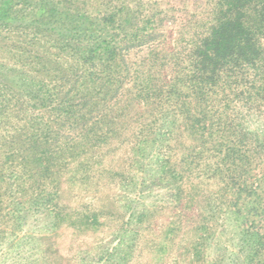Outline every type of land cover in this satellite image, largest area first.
Here are the masks:
<instances>
[{
	"label": "rangeland",
	"instance_id": "374dc122",
	"mask_svg": "<svg viewBox=\"0 0 264 264\" xmlns=\"http://www.w3.org/2000/svg\"><path fill=\"white\" fill-rule=\"evenodd\" d=\"M218 1L0 0V264H264V95L168 108L142 75L184 63ZM85 10L116 21L62 40ZM108 33L121 54L90 78L79 52Z\"/></svg>",
	"mask_w": 264,
	"mask_h": 264
},
{
	"label": "trees",
	"instance_id": "16d2710c",
	"mask_svg": "<svg viewBox=\"0 0 264 264\" xmlns=\"http://www.w3.org/2000/svg\"><path fill=\"white\" fill-rule=\"evenodd\" d=\"M214 9L213 17L206 29L203 32H200L198 28L193 30L192 33L198 35L196 40L191 42L192 49L184 63L177 60L173 63L174 70L169 72L166 71L171 61L167 58L168 55L160 59L157 56L150 65L148 64L142 75L146 77L150 87H155L156 95L168 108L174 105L172 96L183 100L193 93L198 95L199 102H202L212 94L221 93L220 106H227L228 109L237 108V118H239L244 111H254L240 110L241 108L252 109L262 105L257 104V100L264 95V0H219ZM102 17L106 21L111 19L112 22L116 21L114 12L93 16L89 10H85L74 15L73 20L69 17L68 20L77 24L71 33L65 35L60 33L61 39L80 40L87 33L86 30L90 32L91 27ZM195 23L197 24L196 21ZM120 26L119 24L117 29ZM102 38L98 40L88 38L91 44L87 43L86 49L79 52L82 58L78 68L81 73L85 72L90 78L96 76V68L99 65L95 63L96 60L104 67H111V63L117 59L116 56L121 54L114 48L112 42L115 39L110 36V33ZM93 40L95 42L92 45ZM13 45L14 43L11 44ZM90 61H93L92 65L86 67V63ZM119 63L120 70L115 71L118 75H121L122 66L124 72L134 71L136 78L141 76L140 66L146 65L139 63L135 66L126 60H120ZM155 65L158 67L165 65L164 68H159L158 73H161V76L153 73L152 69ZM98 68L100 70V67ZM168 76L170 78L167 80ZM73 81L80 82L81 86V81L84 80L76 78ZM183 88L188 91L185 92ZM99 93L100 98L102 94ZM239 133L242 134V130L235 129L233 136H237L239 140L230 138V144H227L226 156L233 159L240 157L241 153L248 152L242 146L246 143V139L240 137Z\"/></svg>",
	"mask_w": 264,
	"mask_h": 264
}]
</instances>
